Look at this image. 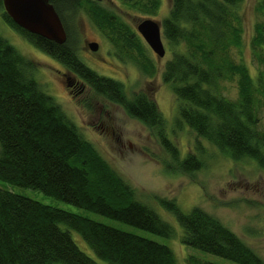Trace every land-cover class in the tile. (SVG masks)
Wrapping results in <instances>:
<instances>
[{"label": "trees", "instance_id": "obj_1", "mask_svg": "<svg viewBox=\"0 0 264 264\" xmlns=\"http://www.w3.org/2000/svg\"><path fill=\"white\" fill-rule=\"evenodd\" d=\"M68 39L57 43L14 22L0 0L3 20L37 48L66 67L72 78L124 107L157 132L170 154L169 169L192 175L203 167L199 154L181 156L165 130V119L151 95L130 96L123 83L100 74L80 56L73 41V19L87 15L110 42L144 72L157 68L124 17L99 0H50ZM127 8L156 14L158 0H121ZM243 0H171L162 20L172 56L162 76L175 94L178 120L185 122L233 160L254 159L264 169V20L250 41L253 73L243 49ZM264 12V4L259 8ZM236 51L241 54L238 59ZM36 64L0 33V179L34 188L82 208L171 237L173 225L136 198L132 187L86 139L57 99L36 78ZM79 79V80H80ZM81 82V81H80ZM235 83L238 96L226 91ZM200 150V147L197 146ZM184 230L182 241L239 264H264V258L218 217L201 207L184 212L174 200H161ZM78 231L107 264H179L161 242L93 220L0 186V264H100L74 239ZM190 264H218L195 256Z\"/></svg>", "mask_w": 264, "mask_h": 264}, {"label": "rangeland", "instance_id": "obj_2", "mask_svg": "<svg viewBox=\"0 0 264 264\" xmlns=\"http://www.w3.org/2000/svg\"><path fill=\"white\" fill-rule=\"evenodd\" d=\"M158 1L156 14L149 15L127 8L121 0L100 1L113 12L121 14L137 33L157 68L154 75L146 74L133 58L116 48L85 14L73 19V41L81 58L91 68L122 82L130 96L145 90L157 101L165 119L166 133L178 146L181 156L195 152L203 160V167L192 175L169 169L171 156L154 128L131 117L124 107L97 94L78 77L80 84L71 89L63 74L67 72L66 67L9 26L1 16V7L0 33L36 64V78L43 88L57 99L86 139L94 144L100 154L132 187L136 198L154 208L173 225L174 234L166 237L56 199L40 190L9 184L2 179L0 186L166 244L173 249L179 264H190V256L218 264H239L185 244L182 241L183 228L175 216L162 205L161 200L176 201L184 212H190L199 206L218 217L264 258V169L254 159L233 160L208 140L197 136L185 122L178 120L179 103L171 86L162 76L164 65L172 56L168 41L163 35L166 55L160 58L137 29L138 23L144 18L150 17L162 23V20L169 16L171 0ZM261 4H264V0H243L240 5L245 26L243 57L253 73L256 68L252 60L250 41L255 23L264 20V12L259 10ZM91 42L99 43L97 51L90 48ZM236 56L239 59L241 54L236 51ZM226 88L229 96H238L235 83L226 82ZM260 128L264 129V107L261 110ZM71 232L82 250L100 264H107L95 254L78 231L71 229Z\"/></svg>", "mask_w": 264, "mask_h": 264}, {"label": "water", "instance_id": "obj_3", "mask_svg": "<svg viewBox=\"0 0 264 264\" xmlns=\"http://www.w3.org/2000/svg\"><path fill=\"white\" fill-rule=\"evenodd\" d=\"M3 4L14 22L26 31L60 44L67 41L68 34L62 18L50 0H3ZM137 29L160 58L166 55L162 24L159 21L144 18L138 23ZM89 46L93 51L99 49L98 42H91Z\"/></svg>", "mask_w": 264, "mask_h": 264}, {"label": "flooded vegetation", "instance_id": "obj_4", "mask_svg": "<svg viewBox=\"0 0 264 264\" xmlns=\"http://www.w3.org/2000/svg\"><path fill=\"white\" fill-rule=\"evenodd\" d=\"M63 74L65 75L67 84L71 87V89L77 87L80 84L79 79L72 78L67 72H63Z\"/></svg>", "mask_w": 264, "mask_h": 264}]
</instances>
